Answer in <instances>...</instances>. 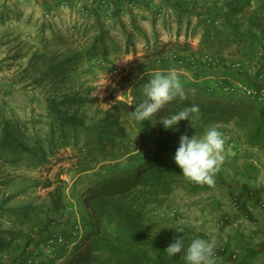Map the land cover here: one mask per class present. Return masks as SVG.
I'll return each mask as SVG.
<instances>
[{
	"label": "rangeland",
	"instance_id": "rangeland-1",
	"mask_svg": "<svg viewBox=\"0 0 264 264\" xmlns=\"http://www.w3.org/2000/svg\"><path fill=\"white\" fill-rule=\"evenodd\" d=\"M240 1L123 0L119 6L117 0H0V120L20 126L30 145L42 141L47 146L61 140L51 129L47 99L69 93L85 100L67 108L88 123L111 110L127 137L141 139L145 123L131 114L135 108L122 103L132 95L124 77L135 61H151L155 71L175 69L186 99L168 102L162 115L179 112L187 103L199 111L195 128L181 120L179 131L164 129V156L174 162L181 134L201 136L216 126L225 138L224 160L207 188L194 190L179 172L157 186L142 179L125 190L122 202L132 208L133 222L165 247L176 227L190 241L214 240L216 264H264V102L245 89L264 88V0H249L242 10ZM226 14L242 32L256 31L263 45L232 35ZM208 16L216 29H229L225 46L205 33ZM91 47L97 53L79 56L77 74L69 81L62 68L38 80L49 64L42 68L36 56L60 57ZM78 138V144L73 140L48 149L53 153L39 167L24 153L12 161L0 159V232L8 242L0 250V264L32 257L45 264H76L104 236L122 245L132 240L127 211L115 204L116 195L106 196L102 205L90 196L110 182L87 192L100 174L77 170L86 134L80 131ZM121 141L125 152L128 140ZM149 245L152 250L155 244ZM249 250L255 257H246ZM109 254L93 251V264H113ZM120 258L131 264L139 260L128 252ZM170 259L186 264L182 254Z\"/></svg>",
	"mask_w": 264,
	"mask_h": 264
},
{
	"label": "trees",
	"instance_id": "trees-1",
	"mask_svg": "<svg viewBox=\"0 0 264 264\" xmlns=\"http://www.w3.org/2000/svg\"><path fill=\"white\" fill-rule=\"evenodd\" d=\"M122 1L123 0H117L119 6ZM247 3H249V0H241L237 7L239 10H242ZM205 17H207V15ZM231 21V17L226 14L224 16V23L227 24L229 29H231L230 31H232V35H236L240 38H243L244 36V38H249L253 43L252 46L262 44V39L259 38L256 31L248 29L242 32L239 25L234 24ZM214 24V22H211L210 16H208V18L205 19V22L203 21L205 33L213 36V39L220 41L219 46L223 47L225 46L224 43L229 29H216ZM97 37L99 38L101 36ZM94 46L98 47L96 43H94ZM97 49L98 48L92 47L86 48V50L81 53L78 50H68L67 52H63L60 57L59 55L49 57L46 53L36 56L42 65V68L47 67L49 64L47 70H42V74H40L38 80H42L47 74L51 73L52 75L54 71L62 68L64 70L65 79L69 81L74 74H77V66H75L77 63L76 59L79 56L93 57L95 53H97ZM150 62L151 61L148 60L144 62H132L127 75L124 77V83L126 81L131 83L132 93V95L130 94L128 101H126L127 103L122 102L123 105H126L127 109L128 107L134 109L136 107L135 104L143 99V85L147 82L149 75L155 72V68ZM36 65L37 64L34 63L35 67ZM65 95L66 96L63 98L51 96L47 99V107L53 118L50 124L51 129L54 130V132L56 130L59 131L58 139L61 140L55 139L53 142H48L46 144L47 146H45L42 141L30 145L28 139L23 137L19 132L21 131L20 126L9 119L0 120V159L4 158L7 161H12L15 159L17 153H24L29 159H31L35 167H39L46 164L48 157L53 153L48 149L52 150L59 145H68L72 143L73 140L77 141L78 144L79 132L81 131L85 133L86 152L83 155L78 156L79 162L76 163L77 170L80 173L97 170L98 174H100V177L95 180L96 182L91 185L87 192L92 191L93 187H97L106 181L110 182V184H107V186L102 189L103 191L101 193L92 192L90 196L91 198L96 197L97 201H100V204L98 205H102L108 199L106 196L116 195L114 196L115 200H113L115 204L119 206L120 209L127 211L125 214V225L130 229L132 240L126 245H122L116 243L114 239L112 240L111 238L104 236L95 245V250L90 251L91 254L89 256H85L86 258H83L79 263L76 262V260H74V262L76 264H93L94 262L91 257L93 251L98 253L109 251V256H113L112 260L119 264H131L124 262L120 258V254L124 252H128L131 255L138 257L139 260L136 261L137 264H173L171 261L172 259H170L168 254L164 251L166 247L163 244H159L156 240L162 239L155 236H148L149 234L141 224L133 222V215L129 212L132 208H130L128 204L122 202L125 190L132 187L135 183L141 182L142 179V182L144 181L145 185L157 186L164 178L168 176H177L179 172L181 173L179 166H176L172 160L164 156L166 151L164 128L159 123V116L162 115L163 108L160 110V113H157L156 125L153 126L149 121H144L145 134L141 136V139L135 138L131 140L127 137L125 128L118 124L119 116L113 114L111 110L104 116L100 118L95 117V119H92V121L88 123L85 121L84 117L79 116L75 112H71L67 108V105L69 104L78 105L85 100L78 96L69 95V93H66ZM260 101L264 102V99ZM187 106H190L189 103L185 105V107ZM132 113L133 112L131 111V114ZM141 129H143V127ZM124 137L128 140V148L125 152H122V150H120L123 145L121 139ZM121 158H124V160L122 161ZM118 170H120V172H118ZM123 175H126V178L122 179ZM197 184L198 183L192 182L191 186L194 190L200 188L204 189L209 185L207 183ZM121 185L123 188H121ZM175 233V237L185 236L182 232L176 231ZM188 240L189 238L185 236L186 245L188 244ZM151 242L155 244L152 250L149 245ZM7 244L8 242L3 236H1L0 232V250L4 249ZM246 257H255V252L253 253V250L252 252L249 250L246 253ZM114 262L112 263L116 264ZM21 264H27V259L23 260Z\"/></svg>",
	"mask_w": 264,
	"mask_h": 264
},
{
	"label": "clouds",
	"instance_id": "clouds-1",
	"mask_svg": "<svg viewBox=\"0 0 264 264\" xmlns=\"http://www.w3.org/2000/svg\"><path fill=\"white\" fill-rule=\"evenodd\" d=\"M179 97L186 99V93L181 78L175 69L155 71L149 75L143 85V99L136 103L133 111L137 121H149L155 126L157 113L168 102ZM199 108L196 105L184 107L179 112L160 115L159 123L166 130L179 131L177 125L181 120H188L195 128V114ZM225 138L216 126H210L203 135L189 136L183 133L179 137L178 147L173 155V161L181 169L188 180L195 183L212 184L214 174L224 160L223 152ZM171 227V226H169ZM177 232L182 229L174 227ZM216 242L200 237L191 239L186 245L185 236H178L164 249L169 257L182 254L186 264H216Z\"/></svg>",
	"mask_w": 264,
	"mask_h": 264
},
{
	"label": "built area",
	"instance_id": "built-area-1",
	"mask_svg": "<svg viewBox=\"0 0 264 264\" xmlns=\"http://www.w3.org/2000/svg\"><path fill=\"white\" fill-rule=\"evenodd\" d=\"M229 89V88H228ZM246 89V93L248 95H257L259 100H263L264 99V88H260L258 90L254 89V88H245ZM264 207V204H263ZM27 264H44L43 262H41L38 258L32 257V258H28L27 259Z\"/></svg>",
	"mask_w": 264,
	"mask_h": 264
}]
</instances>
